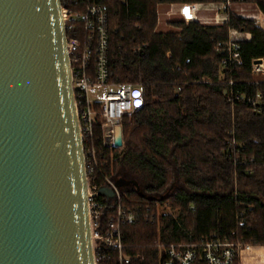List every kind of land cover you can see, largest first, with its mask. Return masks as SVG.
<instances>
[{
  "label": "trees",
  "instance_id": "obj_1",
  "mask_svg": "<svg viewBox=\"0 0 264 264\" xmlns=\"http://www.w3.org/2000/svg\"><path fill=\"white\" fill-rule=\"evenodd\" d=\"M223 1H108L114 78L141 84L145 95L144 106L124 120L125 149L114 178L130 208L156 213L159 204L168 203L179 209V224L172 216L161 217L163 231L173 237L218 235L259 245L264 244V112L228 103L218 81L254 78L252 61L264 57V30L234 15L218 26L172 18L167 28H157L159 8ZM247 1L264 12V0ZM234 28L252 39L241 42L242 63L224 69L215 46ZM143 44L148 47L140 53ZM261 88L264 92V84ZM233 132L244 148L231 150L227 142ZM122 230L127 251L146 257L132 264H158L157 223L140 219Z\"/></svg>",
  "mask_w": 264,
  "mask_h": 264
},
{
  "label": "water",
  "instance_id": "obj_2",
  "mask_svg": "<svg viewBox=\"0 0 264 264\" xmlns=\"http://www.w3.org/2000/svg\"><path fill=\"white\" fill-rule=\"evenodd\" d=\"M0 264H96L61 0H0Z\"/></svg>",
  "mask_w": 264,
  "mask_h": 264
},
{
  "label": "built area",
  "instance_id": "obj_3",
  "mask_svg": "<svg viewBox=\"0 0 264 264\" xmlns=\"http://www.w3.org/2000/svg\"><path fill=\"white\" fill-rule=\"evenodd\" d=\"M108 1L61 0L84 144L96 264H106L111 260L116 264H132L134 260L146 258L145 255L127 251L122 230L123 225L135 224L140 219L158 225V238L155 241L158 264H236L241 253L252 247L251 243L218 235L196 239L189 233V239H178L164 232L161 226L164 215L172 216L179 224V215L161 211V205L169 207L168 204H159L156 213H152L150 210L143 212L139 208H130L123 202L121 188L114 178V166L125 149L124 120L144 106L145 95L141 84H125L114 78ZM116 1L122 5L128 4V0ZM205 11H214V14L210 16ZM231 15L252 20L264 30V12L258 3L247 0L171 4L165 11L157 9V28L175 17L187 23L198 21L203 25L218 26L228 22ZM251 39L249 32L230 29L227 38L219 40L215 46L222 68L230 69L241 64V42ZM147 47V44H143L138 52L143 53ZM251 72L254 76L252 80L239 82L230 78L218 83L222 85L228 103H246L256 113H263L264 92L261 86L264 84V57L252 61ZM107 129L111 133V145L106 144ZM227 144L231 150L244 148L237 143L234 132ZM229 156L234 158V152H230ZM242 160L246 161V158ZM110 208H113L111 215L108 213ZM191 208L195 209L194 206ZM248 210H253V206H249ZM244 214H241V218ZM241 218L240 224L243 225L244 219Z\"/></svg>",
  "mask_w": 264,
  "mask_h": 264
},
{
  "label": "crops",
  "instance_id": "obj_4",
  "mask_svg": "<svg viewBox=\"0 0 264 264\" xmlns=\"http://www.w3.org/2000/svg\"><path fill=\"white\" fill-rule=\"evenodd\" d=\"M166 24V23H165ZM163 24L164 26H166ZM240 264H264V244L252 245L240 256Z\"/></svg>",
  "mask_w": 264,
  "mask_h": 264
},
{
  "label": "rangeland",
  "instance_id": "obj_5",
  "mask_svg": "<svg viewBox=\"0 0 264 264\" xmlns=\"http://www.w3.org/2000/svg\"><path fill=\"white\" fill-rule=\"evenodd\" d=\"M205 12H207L208 13V11H205ZM214 11H211V12H209L208 13V15H210V16H212L214 13H213ZM175 18H179V17H175ZM168 20V19H167ZM160 28L161 29H165V28H167V26H164V25H161L160 26ZM168 204V203H167ZM169 205V204H168ZM161 211L163 212V213H169V212H174V213H172V214H176V215H179L180 213H181V211L179 210V209H174L172 206H170L169 205V207L168 206H166V205H161ZM158 238V237H157Z\"/></svg>",
  "mask_w": 264,
  "mask_h": 264
}]
</instances>
